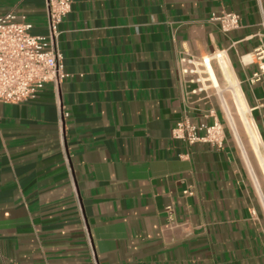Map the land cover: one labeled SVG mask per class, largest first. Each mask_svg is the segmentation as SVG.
<instances>
[{
    "label": "crops",
    "instance_id": "crops-1",
    "mask_svg": "<svg viewBox=\"0 0 264 264\" xmlns=\"http://www.w3.org/2000/svg\"><path fill=\"white\" fill-rule=\"evenodd\" d=\"M261 10L264 0H72L57 42L70 75L0 102V264H264V185L216 93L181 61L224 53L264 136V75L247 82ZM9 11L46 33L45 0H0ZM220 11L241 26L222 32L208 20ZM211 108L222 146L172 137L183 117L210 123Z\"/></svg>",
    "mask_w": 264,
    "mask_h": 264
},
{
    "label": "built area",
    "instance_id": "built-area-1",
    "mask_svg": "<svg viewBox=\"0 0 264 264\" xmlns=\"http://www.w3.org/2000/svg\"><path fill=\"white\" fill-rule=\"evenodd\" d=\"M71 3L72 0H45L47 31L41 35L31 33L32 25L25 20L24 15L17 16L11 11L0 13V102L33 99L45 83L58 87L70 75L65 70L63 55L57 42L59 25L70 11ZM261 14L259 44L250 53V62L256 64V70L247 78L249 84L261 80L264 75L263 10ZM208 20L217 24L222 32H229L241 26L240 15L233 11L212 12ZM181 61L185 65L182 72L195 75V80L199 81L198 74L194 73L192 68L194 58H182ZM208 114L213 118L210 123L194 124L183 117L172 128V137L188 144L207 142L222 146L225 127L215 116L213 108L209 109ZM184 193L192 194V191L187 188ZM91 257L94 258L93 252Z\"/></svg>",
    "mask_w": 264,
    "mask_h": 264
},
{
    "label": "bare ground",
    "instance_id": "bare-ground-1",
    "mask_svg": "<svg viewBox=\"0 0 264 264\" xmlns=\"http://www.w3.org/2000/svg\"><path fill=\"white\" fill-rule=\"evenodd\" d=\"M248 58L249 57H246V59ZM213 61L217 63L222 75L224 76L225 81H227V83H229L230 85L229 88L232 96V101L230 102L222 94L219 79L216 70L213 66ZM196 63L197 62L195 61L194 66L192 68L193 72L198 74L199 81H201L203 85H207L205 83V81H207L209 86L221 92L220 103L221 108L225 114V119L231 128L236 143L241 148V153L248 165V169L251 173L253 181L258 186V188H260V180L257 174L255 173L254 168L250 164L247 146L249 145L252 151L254 152L257 158L258 167H260L261 172L264 176V156L262 155L263 138H261V134L251 117L250 109L246 104L241 87L239 85V81L233 73L227 56L220 51L213 56L204 55L200 60V64L203 68L204 73L206 74V77L204 78H199V71L197 68L198 65H196ZM242 128L244 131V135L246 136L245 141L243 138L244 136H242Z\"/></svg>",
    "mask_w": 264,
    "mask_h": 264
},
{
    "label": "rangeland",
    "instance_id": "rangeland-1",
    "mask_svg": "<svg viewBox=\"0 0 264 264\" xmlns=\"http://www.w3.org/2000/svg\"><path fill=\"white\" fill-rule=\"evenodd\" d=\"M200 61V60H199ZM198 61V62H199ZM196 63V65H198L197 66V68H198V71H199V78L200 77H206V74L204 73V71H203V68H202V66H201V64L200 63ZM214 63H213V66H214V64H216V66H217V70L219 71V72H217L216 71V73H217V76H218V79H219V83H220V89H221V91H222V94L225 96V98L226 99H228V101L230 102V101H232V96H231V92H230V88H229V83H227V81H225V79H224V76L222 75V73H221V71H220V69H219V67H218V65H217V63L215 62V61H213ZM202 68V69H201ZM214 68H215V66H214ZM215 70H216V68H215ZM201 71H203V72H201ZM205 83L206 84H208V82L207 81H205ZM211 90L213 91V92H215L216 93V95H217V97H218V99H219V102H220V91H218V90H216V89H214V88H212L211 87ZM221 104V103H220ZM248 113V112H247ZM225 115V114H224ZM227 122V121H226ZM228 124V123H227ZM228 126H229V124H228ZM229 128H230V126H229ZM228 128V129H229ZM230 130H231V128H230ZM232 132V131H231ZM231 135H233V134H231ZM262 135V134H261ZM242 136H244L243 138H244V141H245V139H246V136L244 135V131H243V128H242ZM261 138H264V136L262 135L261 136ZM235 141V140H234ZM235 144H236V146L238 147L239 145L235 142ZM248 145V144H247ZM240 147H238V149H239ZM241 150V148L239 149V151ZM247 150H248V154H249V160H250V164L252 165V167L254 168V171H255V173L257 174V176H258V178H259V180H260V183H261V189H262V186L264 185V176H263V173L261 172V169H260V167H258V163H257V158H256V156H255V154H254V152L252 151V149H251V147L248 145L247 146ZM262 155L264 156V147L262 148ZM251 174V173H250ZM263 176V177H262Z\"/></svg>",
    "mask_w": 264,
    "mask_h": 264
}]
</instances>
